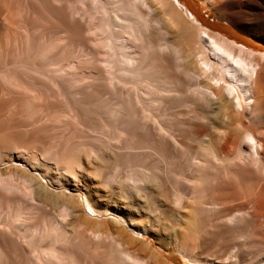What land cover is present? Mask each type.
I'll return each instance as SVG.
<instances>
[{
  "label": "bare ground",
  "instance_id": "obj_1",
  "mask_svg": "<svg viewBox=\"0 0 264 264\" xmlns=\"http://www.w3.org/2000/svg\"><path fill=\"white\" fill-rule=\"evenodd\" d=\"M191 1L0 0V264H264V0Z\"/></svg>",
  "mask_w": 264,
  "mask_h": 264
},
{
  "label": "rangeland",
  "instance_id": "obj_2",
  "mask_svg": "<svg viewBox=\"0 0 264 264\" xmlns=\"http://www.w3.org/2000/svg\"><path fill=\"white\" fill-rule=\"evenodd\" d=\"M172 1H176V0H172ZM179 1H180V4L179 5L183 9V7H184L183 0H179ZM191 2H194L195 7L197 6L196 9L198 11L197 12L198 13V17H199L200 20H203L204 26L207 25V24L213 23V22H216V23L222 24V25H226L224 21H220L219 20V17L216 14V12L213 11V10H210L208 7H206L201 0H192ZM231 23H233V22H230V25H231ZM231 29L234 30V28H232V27H231ZM215 31H217V30L215 29ZM236 34H238L239 36H241V37H243L245 39H250L252 42L256 43V40L254 39V37L252 36V34L250 32H245V33H240L239 32L238 33V31H237ZM237 43L238 44H242L241 43V40H238ZM259 51L262 52V50H259ZM146 240H151V239L149 237H147ZM155 247L158 249V251L160 253H162V254H164V255H166V256H168V257H170L172 259V260L169 261L170 264H173L174 263V259L169 254L170 252L163 251L160 247H158L156 245H155ZM171 254H173V255H179V254H176V253H171Z\"/></svg>",
  "mask_w": 264,
  "mask_h": 264
}]
</instances>
